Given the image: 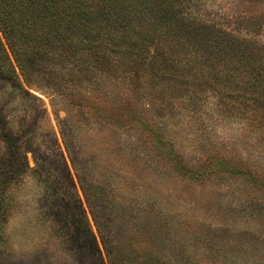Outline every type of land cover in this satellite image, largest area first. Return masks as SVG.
I'll list each match as a JSON object with an SVG mask.
<instances>
[{"label": "rangeland", "instance_id": "rangeland-1", "mask_svg": "<svg viewBox=\"0 0 264 264\" xmlns=\"http://www.w3.org/2000/svg\"><path fill=\"white\" fill-rule=\"evenodd\" d=\"M155 5L0 78V264H264V0Z\"/></svg>", "mask_w": 264, "mask_h": 264}, {"label": "trees", "instance_id": "trees-1", "mask_svg": "<svg viewBox=\"0 0 264 264\" xmlns=\"http://www.w3.org/2000/svg\"><path fill=\"white\" fill-rule=\"evenodd\" d=\"M162 2L164 0H0V78L18 91L25 90L24 85H32L36 72H43L53 81L56 65L69 59L85 30L92 32L97 27L101 34L106 31V39L113 45L120 37L116 31L130 25L133 30V14L149 9L148 3H155L154 8L162 10ZM167 4L169 8L174 7ZM144 25L145 21H139L136 27L143 30ZM154 26L159 28L157 22ZM173 33L167 30V34ZM1 114L0 111V117ZM7 136L11 147L12 142L17 143L11 132Z\"/></svg>", "mask_w": 264, "mask_h": 264}]
</instances>
